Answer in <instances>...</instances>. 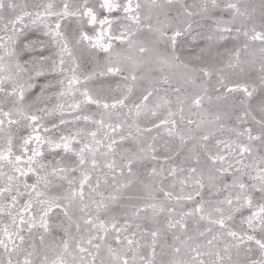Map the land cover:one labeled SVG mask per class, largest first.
<instances>
[{
	"label": "snow or ice",
	"instance_id": "6c2138e0",
	"mask_svg": "<svg viewBox=\"0 0 264 264\" xmlns=\"http://www.w3.org/2000/svg\"><path fill=\"white\" fill-rule=\"evenodd\" d=\"M0 264H264V0H0Z\"/></svg>",
	"mask_w": 264,
	"mask_h": 264
}]
</instances>
